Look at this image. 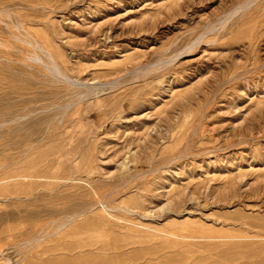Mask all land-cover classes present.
Here are the masks:
<instances>
[{"label": "rangeland", "instance_id": "374dc122", "mask_svg": "<svg viewBox=\"0 0 264 264\" xmlns=\"http://www.w3.org/2000/svg\"><path fill=\"white\" fill-rule=\"evenodd\" d=\"M0 264H264V0H0Z\"/></svg>", "mask_w": 264, "mask_h": 264}, {"label": "bare ground", "instance_id": "6f19581e", "mask_svg": "<svg viewBox=\"0 0 264 264\" xmlns=\"http://www.w3.org/2000/svg\"><path fill=\"white\" fill-rule=\"evenodd\" d=\"M24 174H25V172H24ZM26 175V174H25ZM24 175V177H15V178H13V179H22V178H25L26 179V176ZM15 181V180H14ZM20 184V183H19ZM16 193H17V191H16ZM18 194V193H17ZM77 216L78 215H65V216H63V218H62V220L64 221V225L61 227V229H60V231L61 230H63L66 226H68V225H70V224H72L73 222H75V220L77 221ZM79 219V218H78ZM53 227V226H52ZM46 233L44 232V235H45ZM46 236V235H45Z\"/></svg>", "mask_w": 264, "mask_h": 264}]
</instances>
